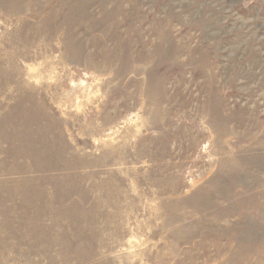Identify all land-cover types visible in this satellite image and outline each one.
Here are the masks:
<instances>
[{"label":"rangeland","instance_id":"rangeland-1","mask_svg":"<svg viewBox=\"0 0 264 264\" xmlns=\"http://www.w3.org/2000/svg\"><path fill=\"white\" fill-rule=\"evenodd\" d=\"M0 264H264V0H0Z\"/></svg>","mask_w":264,"mask_h":264}]
</instances>
